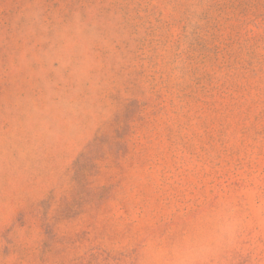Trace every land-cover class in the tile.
<instances>
[{
  "label": "rangeland",
  "instance_id": "374dc122",
  "mask_svg": "<svg viewBox=\"0 0 264 264\" xmlns=\"http://www.w3.org/2000/svg\"><path fill=\"white\" fill-rule=\"evenodd\" d=\"M0 264H264V0H0Z\"/></svg>",
  "mask_w": 264,
  "mask_h": 264
}]
</instances>
